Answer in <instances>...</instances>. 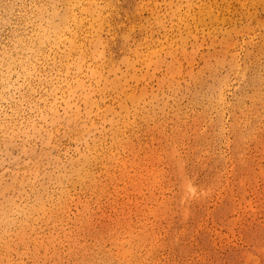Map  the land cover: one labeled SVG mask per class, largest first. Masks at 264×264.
<instances>
[{
	"label": "bare ground",
	"instance_id": "1",
	"mask_svg": "<svg viewBox=\"0 0 264 264\" xmlns=\"http://www.w3.org/2000/svg\"><path fill=\"white\" fill-rule=\"evenodd\" d=\"M111 5V0H0V29L8 27L11 32L7 44L0 39V103L9 98L14 102L10 112H5V115L0 112V161L7 158L13 164H19L20 159L13 152L16 149L30 157L32 163L23 171L12 172L10 181L0 182V241L11 233L12 225H16L17 235L23 240L25 228L32 227L34 219L46 226L51 224L54 228H61L67 238L68 232L63 225L67 209L75 201L73 190L104 195L115 180L131 179L130 186L141 192L145 179L150 189L160 181L157 176L163 173L156 172L154 168L140 167L139 172L131 174L129 164L121 154L134 151L138 144H134L133 138L138 137L142 125L154 123L160 134L168 136L162 125L157 123V115L168 114L170 99H178L179 88L174 77L177 71L169 66V75L164 77L150 72L164 62V57H174L175 45L183 50V45L189 41L193 44L198 42L199 32L196 33L187 23L184 27H166L160 16H156L154 22L163 34L154 38L153 29H149L137 39V26L133 19L128 13L107 10ZM17 8H21L18 15L15 13ZM114 44L119 47L118 55L113 54ZM235 66L238 65L235 63ZM150 76L158 81L156 89L145 84ZM225 86V80L216 78L208 103L204 102L201 92L189 91V105L200 109L198 115L194 113L191 119V124L198 130L205 125L203 121L207 116L215 114L218 120L209 122L215 132L222 134L221 117L227 103ZM105 99L109 103H104ZM179 109H173L177 119L170 148L166 149L165 155L179 181L181 213L183 218H187L191 211L185 206H189L192 200L202 201L206 191L195 183L187 162L177 149L176 138L185 135L184 118L189 117L181 116ZM26 111L27 116L24 114ZM20 116L24 117L22 121H18ZM233 127L237 129L236 122ZM31 139L39 141L42 148H35ZM239 140L236 141L237 146L241 143ZM73 149L75 152L71 153ZM45 163L53 169L45 167ZM140 164L136 160L132 162L135 166ZM164 205L160 203V206ZM84 206L80 215L87 209ZM232 208L230 210L235 207ZM149 210L148 214L154 215L159 211L158 208ZM142 214L147 213L144 211ZM77 219L79 223L84 222L80 216ZM54 231L56 234V229ZM141 232L145 235L135 234L128 227L122 228L111 237L115 251L98 248V252L90 253V249L82 248L80 264H108L112 259L118 264H138L139 242L151 235L146 233V229ZM55 234L42 235L40 251L57 245L59 237ZM6 249L8 254L14 251L11 243ZM100 251L102 256H99ZM8 254L2 262L9 260Z\"/></svg>",
	"mask_w": 264,
	"mask_h": 264
},
{
	"label": "rangeland",
	"instance_id": "2",
	"mask_svg": "<svg viewBox=\"0 0 264 264\" xmlns=\"http://www.w3.org/2000/svg\"><path fill=\"white\" fill-rule=\"evenodd\" d=\"M111 1L112 5L107 10L128 13L137 26V39L142 38L149 29H153L154 38L163 34L154 22L156 16H160L166 27H184L187 23L195 32H199L198 42L184 43L183 50L175 45L174 57H164V62L150 72L157 77H164L169 75V66L177 71L174 77L179 88L178 99H170L168 114L157 115V123L162 125L163 132L168 136L160 134L154 128V123L150 126L142 125L138 137L133 138L134 144H138L134 151L121 154V158L128 162L131 174L139 172L140 167L154 168L163 174L157 176L160 181L154 189L149 188L148 180L145 179L140 187L141 192L130 186L131 179L115 180L110 183V191L104 195L73 190L75 201L69 205L63 225L68 237L63 235L61 228H54L51 224L46 226L34 219L33 226L25 228V238L21 240L15 230L16 225H12L11 233L1 240L4 242L0 244V264H80L82 248L90 249V253L98 252V248L115 251L111 237L125 227L140 236L145 235L141 232L145 229L146 233H151L139 242L138 264H264V0ZM20 9H16V15ZM8 35H11L10 29L2 27L0 39L3 44L8 43ZM118 48L116 44L112 46L114 55H118ZM216 78L226 81L227 103L221 117L222 134L215 132L209 122L211 119L218 120L215 114L207 116L203 121L205 125L199 127V130L191 124L194 113L197 116L200 109L189 105V91L201 92L204 102L208 103ZM145 84L155 89L158 87V81L151 76ZM103 102L109 103V100ZM13 103L11 98L0 103V112L4 115L10 112ZM175 108H180L181 116H189L184 118L185 135L175 137L178 140V152L187 162L188 171L195 183L206 191L202 201L192 200L189 206H185L191 211L187 218H183L181 213L183 206L179 203V181L165 155L166 149L170 148L171 134L177 119L173 115ZM24 114L27 116L28 111ZM23 119L20 116L18 121ZM235 122L238 125L236 130L233 127ZM238 139L241 141L239 146L236 145ZM30 142L37 149L43 146L35 139ZM73 150L71 153L75 152ZM13 152L20 162L13 164L7 158L0 161V182L10 181L12 172L23 171L32 164L30 157L16 149ZM134 160L141 162L140 166L132 165ZM44 166L48 165L45 163ZM161 202L165 205L160 206ZM83 205L87 209L80 215ZM149 208H158L159 211L155 215L148 214ZM144 211L146 215L142 214ZM79 216L84 218L83 223L78 222ZM51 232L59 237L57 245H50L49 250L40 251L42 235ZM8 243H11L13 253L8 254ZM6 254L11 260L2 262ZM99 256H102L101 251ZM108 264L118 263L112 259Z\"/></svg>",
	"mask_w": 264,
	"mask_h": 264
}]
</instances>
